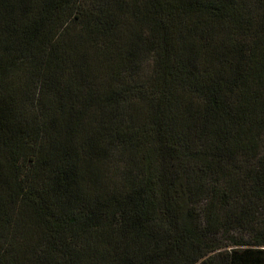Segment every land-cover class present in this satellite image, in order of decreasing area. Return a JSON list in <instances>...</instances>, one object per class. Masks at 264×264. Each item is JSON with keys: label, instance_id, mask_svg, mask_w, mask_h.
<instances>
[{"label": "trees", "instance_id": "1", "mask_svg": "<svg viewBox=\"0 0 264 264\" xmlns=\"http://www.w3.org/2000/svg\"><path fill=\"white\" fill-rule=\"evenodd\" d=\"M0 264H264V0H0Z\"/></svg>", "mask_w": 264, "mask_h": 264}]
</instances>
